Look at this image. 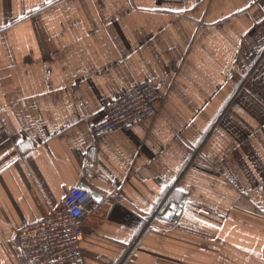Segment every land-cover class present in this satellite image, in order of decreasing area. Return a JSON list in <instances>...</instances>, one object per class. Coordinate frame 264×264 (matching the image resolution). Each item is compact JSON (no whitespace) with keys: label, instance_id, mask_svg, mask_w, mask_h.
<instances>
[{"label":"crops","instance_id":"crops-1","mask_svg":"<svg viewBox=\"0 0 264 264\" xmlns=\"http://www.w3.org/2000/svg\"><path fill=\"white\" fill-rule=\"evenodd\" d=\"M146 83L155 114L94 139ZM80 185L66 264H264V0H0V264Z\"/></svg>","mask_w":264,"mask_h":264},{"label":"built area","instance_id":"built-area-1","mask_svg":"<svg viewBox=\"0 0 264 264\" xmlns=\"http://www.w3.org/2000/svg\"><path fill=\"white\" fill-rule=\"evenodd\" d=\"M159 90L151 84H143L131 93L121 96L107 105L103 120L91 126L90 133L97 139L116 129L129 128L155 114L160 100ZM86 176L83 184L90 183ZM93 197L90 191L70 188L63 200L60 213L21 228L15 244L24 264H66L82 258V225L91 215ZM179 209L172 206L161 220L174 225Z\"/></svg>","mask_w":264,"mask_h":264},{"label":"water","instance_id":"water-1","mask_svg":"<svg viewBox=\"0 0 264 264\" xmlns=\"http://www.w3.org/2000/svg\"><path fill=\"white\" fill-rule=\"evenodd\" d=\"M79 187L87 190V187L84 185H80Z\"/></svg>","mask_w":264,"mask_h":264}]
</instances>
